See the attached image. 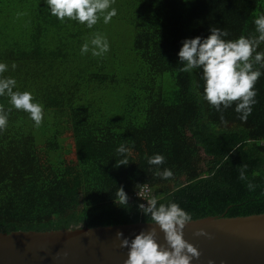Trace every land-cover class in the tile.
I'll return each mask as SVG.
<instances>
[{
    "label": "trees",
    "instance_id": "16d2710c",
    "mask_svg": "<svg viewBox=\"0 0 264 264\" xmlns=\"http://www.w3.org/2000/svg\"><path fill=\"white\" fill-rule=\"evenodd\" d=\"M113 7L110 23L101 18L89 29L61 22L46 0H0V63L8 66L0 79L14 78V91L30 92L44 115L64 117L62 124L49 117L43 134L0 97L8 115L0 130V234L152 223L134 197L144 185L158 205L175 202L192 221L264 214V67L254 64L262 74L244 122L236 103L221 112L204 99L202 68L181 71L178 55L186 39L207 38L213 27L229 32L226 41L258 36L264 0H116ZM24 15L23 26L10 27ZM96 33L110 46L103 56L92 55ZM121 144L129 164L117 167ZM156 154L165 157L160 166L148 163ZM166 168L171 179L156 175ZM176 180L183 183L169 190ZM120 187L128 205L116 203Z\"/></svg>",
    "mask_w": 264,
    "mask_h": 264
},
{
    "label": "clouds",
    "instance_id": "9594fccd",
    "mask_svg": "<svg viewBox=\"0 0 264 264\" xmlns=\"http://www.w3.org/2000/svg\"><path fill=\"white\" fill-rule=\"evenodd\" d=\"M115 2L116 0H46L51 14L61 22L67 18L86 24L89 29L101 18L105 24L111 22L117 15V9L113 7ZM254 23L258 36H241L235 41H226L222 37H227L229 32L213 27L210 29L211 35L207 38L198 36L186 39L178 53L180 63L184 64L181 71L190 72L194 68H202L205 81L204 99L221 112L236 103L235 111L244 122H247L253 111L257 95L255 84L262 74L259 70H254V64L264 67V52L257 51L259 45L264 42V15L258 16ZM91 45L94 56H103L110 50L107 38L99 33L91 39ZM88 52L89 43L86 42L81 48V53ZM16 67L13 63L12 69L15 70ZM7 69V64L0 63V74ZM16 85L14 78L0 79V97H9L15 109L29 113L35 126L40 127L44 119L43 106L34 102L30 92L14 91ZM7 124L8 115L4 106L0 105V130H6ZM128 152L129 149L123 144L117 148V153L124 156L123 159L117 160V167L129 164L125 156ZM164 162L165 157L160 154L148 158L150 165L160 166ZM246 169V164L239 167L241 180L248 179ZM156 175L167 180L171 179L174 173L166 168L163 172L157 171ZM247 187L254 190L256 185L249 181ZM138 195L144 199L142 191H139ZM115 200L116 203L118 200L119 205H128L129 197L123 187L116 191ZM145 200L147 205L139 204V210L151 220V224L159 226L164 233L167 247L158 243L155 227L149 231H141L131 240L125 238L122 232H118L116 238L121 241L120 247L129 248L125 264H192L194 258L199 259L200 251L184 239V229L192 221L191 214L175 202L158 205L157 196ZM196 235L209 236V233L201 229Z\"/></svg>",
    "mask_w": 264,
    "mask_h": 264
},
{
    "label": "water",
    "instance_id": "95a60500",
    "mask_svg": "<svg viewBox=\"0 0 264 264\" xmlns=\"http://www.w3.org/2000/svg\"><path fill=\"white\" fill-rule=\"evenodd\" d=\"M152 227L167 247L164 233L151 223L0 234V264H125L129 248L120 247L116 234L131 240ZM201 229L209 236H197ZM184 239L201 253L192 264H264V214L193 220Z\"/></svg>",
    "mask_w": 264,
    "mask_h": 264
},
{
    "label": "rangeland",
    "instance_id": "374dc122",
    "mask_svg": "<svg viewBox=\"0 0 264 264\" xmlns=\"http://www.w3.org/2000/svg\"><path fill=\"white\" fill-rule=\"evenodd\" d=\"M21 17H23L26 20H29V16L28 15H24V16H13L11 18L10 22H9L10 27L13 28V26L14 27H16V26H23V24H22V21L23 20L21 19ZM58 115H59V118L58 119H55L54 116H56V114L55 113H52V111H48V112L45 113L44 119L42 121V124L39 127V129L42 127L43 134L46 132V130L48 128V126H47L48 120L47 119L49 117H52L53 118V122H55V123H58V122H59V124L64 123V117H63V115L60 114V113ZM51 123H52V120H51ZM51 123L49 124V126H50L49 128L50 129H52L54 127L53 125H51ZM42 132L40 131L41 135H42ZM36 133H37V135L39 137V132L36 131ZM182 183H183L182 180H176V181H174L173 183H171L169 185V190H173L174 188L180 186Z\"/></svg>",
    "mask_w": 264,
    "mask_h": 264
},
{
    "label": "built area",
    "instance_id": "2783aa9c",
    "mask_svg": "<svg viewBox=\"0 0 264 264\" xmlns=\"http://www.w3.org/2000/svg\"><path fill=\"white\" fill-rule=\"evenodd\" d=\"M140 191L143 192L144 199L138 195V192L135 194L134 197H136L138 199H141L144 202V204L147 205V200H145V199H148V198L151 197L150 196V194H151V188L148 185H144V186H142V188L140 189Z\"/></svg>",
    "mask_w": 264,
    "mask_h": 264
}]
</instances>
